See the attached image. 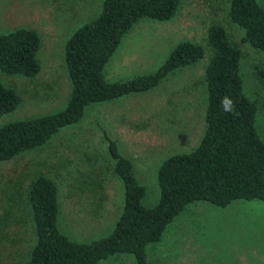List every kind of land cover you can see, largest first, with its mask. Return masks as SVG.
<instances>
[{
	"label": "rangeland",
	"instance_id": "374dc122",
	"mask_svg": "<svg viewBox=\"0 0 264 264\" xmlns=\"http://www.w3.org/2000/svg\"><path fill=\"white\" fill-rule=\"evenodd\" d=\"M103 0H0V31L35 29L41 43L40 70L33 76L5 73L0 80L21 99L0 115L4 123L62 109L70 78L64 44L72 32L95 18ZM264 7V0H259ZM230 0H179L169 19L140 18L122 36L104 67L109 80L155 71L183 39L200 42L204 55L176 69L156 86L109 101L92 102L83 117L66 125L45 144L0 160V264H26L34 241L27 184L37 173L59 186L60 227L71 237L90 240L108 233L123 201L121 181L112 174L101 130L117 136L145 185L143 202L159 197L157 169L175 152L194 148L205 128L203 70L210 47L208 26L220 23L242 49L244 91L257 100L255 126L264 138V50L242 40L243 28L230 20ZM261 67V71L257 68ZM95 180L92 189L91 182ZM149 264H264V201L235 200L225 206L188 203L158 241L147 245ZM98 264H135L131 254L110 256Z\"/></svg>",
	"mask_w": 264,
	"mask_h": 264
},
{
	"label": "trees",
	"instance_id": "16d2710c",
	"mask_svg": "<svg viewBox=\"0 0 264 264\" xmlns=\"http://www.w3.org/2000/svg\"><path fill=\"white\" fill-rule=\"evenodd\" d=\"M178 5L179 0H103L99 14L65 41L64 60L71 84L66 105L1 125L0 160L45 144L60 128L78 122L88 104L146 91L176 69L201 58L203 44L183 39L153 72L112 80L105 77L106 63L137 20L169 19ZM228 15L243 28V41L264 50V7L259 0H230ZM40 43V35L33 28L0 31V70L35 75L41 68L37 56ZM206 43L210 55L203 70L205 128L194 148L172 153L159 164L157 201L152 205L143 202L146 187L138 179L132 160L117 136L99 129L112 174L123 187V201L113 227L90 240L68 235L59 225L58 183L53 176L39 172L26 188L34 231L26 264H98L123 254H131L135 264H149L147 245L161 238L188 203L203 200L225 206L235 200L264 201V138L255 126L257 100L243 88L242 49L220 23L208 26ZM225 98L233 105L231 111H224ZM20 99L14 87L0 80V115L13 110ZM89 184L92 189L95 180Z\"/></svg>",
	"mask_w": 264,
	"mask_h": 264
},
{
	"label": "clouds",
	"instance_id": "9594fccd",
	"mask_svg": "<svg viewBox=\"0 0 264 264\" xmlns=\"http://www.w3.org/2000/svg\"><path fill=\"white\" fill-rule=\"evenodd\" d=\"M222 104L224 106V111H231L232 110L233 105H232L231 101L228 98H225L222 101Z\"/></svg>",
	"mask_w": 264,
	"mask_h": 264
}]
</instances>
